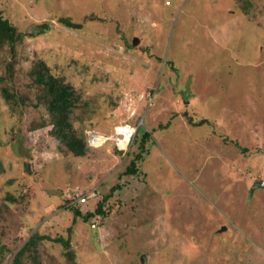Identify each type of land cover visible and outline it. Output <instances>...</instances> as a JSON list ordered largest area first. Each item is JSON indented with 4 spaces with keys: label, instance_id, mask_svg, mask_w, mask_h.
<instances>
[{
    "label": "rangeland",
    "instance_id": "rangeland-1",
    "mask_svg": "<svg viewBox=\"0 0 264 264\" xmlns=\"http://www.w3.org/2000/svg\"><path fill=\"white\" fill-rule=\"evenodd\" d=\"M0 12L20 34L0 39V264L36 233L69 246L37 240L23 264H264V187L250 191L264 179V0H0ZM40 61L73 91L85 145L142 120L125 155L107 141L76 156L42 126ZM98 202L86 219L71 209Z\"/></svg>",
    "mask_w": 264,
    "mask_h": 264
},
{
    "label": "trees",
    "instance_id": "trees-1",
    "mask_svg": "<svg viewBox=\"0 0 264 264\" xmlns=\"http://www.w3.org/2000/svg\"><path fill=\"white\" fill-rule=\"evenodd\" d=\"M62 22L67 26H77L72 23L69 19H62ZM20 34L16 32L15 26L11 25L8 19L2 16L0 12V39L7 40L11 46L15 42L16 38ZM45 64L40 62H34L29 73L33 77V81L37 85L41 86V93L38 97L40 103L45 104L47 110V120L44 118L42 126L46 124L51 125L50 132L55 136L58 141L63 144L66 149L76 156H82L85 154L86 149L89 148L85 145L84 141L79 138L72 127L70 112L74 105L75 97L73 91L68 85L63 84L59 79L54 77L52 74L47 72ZM201 123V122H200ZM45 124V125H46ZM150 133L143 132L139 142L140 152L135 154L134 158L131 159L130 163L125 169V174L134 175L138 172L137 161L142 159V153L146 150L144 146L145 141L149 138ZM120 186L117 185V188ZM103 203L98 202L94 212H88L85 216L79 211L78 208H71L74 216H81L86 219L93 214H103ZM48 239L53 242L62 244L63 247H68L69 242L62 237L50 238L48 235L32 234L26 242L15 252L13 255L11 264H23L22 257L26 255V252L30 251L35 245L37 240Z\"/></svg>",
    "mask_w": 264,
    "mask_h": 264
},
{
    "label": "built area",
    "instance_id": "built-area-1",
    "mask_svg": "<svg viewBox=\"0 0 264 264\" xmlns=\"http://www.w3.org/2000/svg\"><path fill=\"white\" fill-rule=\"evenodd\" d=\"M139 123H142V121H138L135 125L126 121L116 124L112 127L110 135L89 131L86 137V143L89 146H98L107 141H111L114 146L125 155L133 141ZM77 200L84 202L86 198L81 195L77 197Z\"/></svg>",
    "mask_w": 264,
    "mask_h": 264
},
{
    "label": "water",
    "instance_id": "water-1",
    "mask_svg": "<svg viewBox=\"0 0 264 264\" xmlns=\"http://www.w3.org/2000/svg\"><path fill=\"white\" fill-rule=\"evenodd\" d=\"M139 42V39L137 37H135L133 40H132V45H136L137 43ZM257 187H264V179L262 181H259V182H255L250 191L251 193L253 192V190ZM225 229V227H222L219 231H223Z\"/></svg>",
    "mask_w": 264,
    "mask_h": 264
},
{
    "label": "clouds",
    "instance_id": "clouds-1",
    "mask_svg": "<svg viewBox=\"0 0 264 264\" xmlns=\"http://www.w3.org/2000/svg\"><path fill=\"white\" fill-rule=\"evenodd\" d=\"M142 121V120H141ZM132 124V123H131ZM133 125H135V124H133ZM138 132V127H137V129H136V133ZM98 133V132H97ZM136 133H135V135H136ZM135 137V136H134ZM134 139V138H133ZM133 142V141H132ZM104 144V143H103ZM114 145V144H113ZM86 146L87 147H89V145H87L86 144ZM99 146V145H98ZM94 147V146H93ZM115 147V146H114ZM116 148V147H115ZM116 150L118 151V152H120L121 153V151H119L117 148H116Z\"/></svg>",
    "mask_w": 264,
    "mask_h": 264
}]
</instances>
